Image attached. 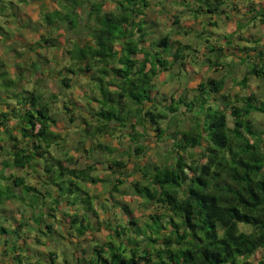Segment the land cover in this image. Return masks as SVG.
Listing matches in <instances>:
<instances>
[{"label": "trees", "instance_id": "obj_1", "mask_svg": "<svg viewBox=\"0 0 264 264\" xmlns=\"http://www.w3.org/2000/svg\"><path fill=\"white\" fill-rule=\"evenodd\" d=\"M69 1L75 3L74 9L81 6L78 0ZM149 3V0H120L116 11L102 15L99 12L100 5L93 4L88 14L98 15V18L92 24L81 23L75 19L70 21L71 27L66 30L69 32L68 45L77 37L75 28L78 26L81 30V26L85 25V29L90 32V39L80 43L77 51L74 52L73 46L67 51L75 61L86 62L88 69L100 63L99 70L105 76L101 74L95 78L96 81L100 80L95 87L101 93L100 98H95L94 101L99 105V111L95 115L99 117L98 120L103 119L102 121L116 119L124 128L131 124L128 130L123 131L129 133L132 142L130 156L138 158L134 169L140 172L141 180L134 187L144 199V206L154 211L149 214L150 221L148 218L144 220V224H139L130 204H121L128 215L127 221H117L115 226L108 223L106 229L110 232L107 240L110 241L96 242L93 247L95 259L91 264H264V130L256 129L251 118L255 111L264 113V101H258L256 92H251L248 96L236 95L233 98L226 91L224 81L217 78L200 82L193 93V102H186L189 93L179 95L176 100L174 97L169 100L168 96L158 99L160 91L152 90L153 79L163 71L171 69L174 63H182L187 55L185 52L191 45L176 42L178 45L172 47L167 34L152 43L158 48L154 52L140 47L145 34L142 26L145 20L136 19L145 14ZM195 6V16L198 18L200 14H207L210 17L208 24L214 26H218L215 22L216 16L224 14L231 20L235 17L234 11L238 10L237 4L232 0H195ZM257 6L254 0H249L246 14L250 12L255 17H260V22L264 23V5L259 8ZM64 14L66 20H69L66 12ZM174 18L177 23L178 16L174 15ZM46 21L51 25L57 23L47 18ZM197 33L202 34L200 31ZM236 34L239 33L235 31L226 36L227 45L232 44V38ZM243 38L241 35V39ZM237 49L243 62L249 59L253 64L247 74L264 77V51L250 53L255 48L249 45L238 46ZM210 50L215 51L216 48L210 47ZM168 56L171 58L168 59ZM148 62L151 64L147 70ZM214 63L219 65L216 61ZM112 75L113 79H107ZM116 76L121 79L116 80ZM248 78L247 75L242 78V86L247 85ZM111 87H116V91L112 92ZM30 94L32 99L26 96L24 100V105L30 108L25 109L24 113L15 108L0 116V126L4 129L0 140L4 135L9 144L6 145L9 158L2 161L3 169H27L22 176L11 174L9 185H0V201L5 197L10 199L13 188L19 189L22 195L37 191L39 188L28 181L27 175L29 171L38 173L41 170L40 177L44 182L57 189V193L52 195L53 208H48L46 213L53 219L46 222L48 232L55 234L58 239L61 237V240L66 235L73 238L86 237V232H93L94 229L88 212L91 211L97 217L100 214L95 208L98 196L87 192L86 196L79 197V191H84L83 182L85 186L89 182L97 184L108 181L109 192L118 195L121 193L119 186L123 184V178L116 175L127 167V162L119 156L105 161V169L110 170L112 176L115 174L113 179L108 180L94 174L98 170L95 164L78 167L74 156L58 157L53 148L64 140L63 133L67 134L70 127H66L65 131L53 130L52 127L58 125L57 119L50 114V105L40 102L33 93ZM212 94H222L224 105L215 104V108L210 106ZM68 103L71 100L64 103V110L70 115ZM193 105L195 108L199 107L200 110L197 111L202 110L205 114L198 120L201 122L198 128L194 126L196 133L186 131L180 134L174 131L176 136L169 153L175 154V159L155 164L153 168L143 165L140 159L148 144L142 140L148 136L149 126L155 133L156 141L153 143L157 144L163 141L162 137L168 132L166 122L173 120L169 119L168 111L195 114ZM181 109L184 110L180 111ZM9 117L16 120L15 126L7 127ZM68 120L72 125L75 123V118L70 117ZM144 121H149L150 125ZM82 122L86 124L82 130L87 132L91 123L86 118ZM106 124L108 123H99L97 133L115 134L109 132ZM138 126L143 128V132L138 130ZM14 129L20 132L23 145L18 143ZM190 129L193 130V127ZM99 145L98 148L107 149L109 154L115 152L103 143ZM197 147L202 153L200 159H205L203 162L195 159L194 154L189 152L190 148ZM95 149L97 148H91V151ZM37 157L44 158L46 164L34 162ZM57 168L62 176H75L76 179L71 184L77 189L65 190V187L51 180ZM5 178L7 177L4 176ZM72 191H78V194L74 199L69 196L70 200H65L64 196ZM39 192L42 193L41 190ZM64 201L74 203L75 206L83 201L86 212L57 214L63 208ZM101 201L99 204L106 210L110 204ZM117 204L114 203L113 206L117 207ZM158 210L163 212L158 213ZM117 212L114 214L117 215ZM57 217L63 222L59 226L56 225ZM16 223H19L17 227L27 224L20 221ZM158 223L161 224L159 227ZM62 225L67 229L62 228ZM153 225L157 232L141 234V240L129 235L141 233L144 226L151 230Z\"/></svg>", "mask_w": 264, "mask_h": 264}, {"label": "crops", "instance_id": "obj_2", "mask_svg": "<svg viewBox=\"0 0 264 264\" xmlns=\"http://www.w3.org/2000/svg\"><path fill=\"white\" fill-rule=\"evenodd\" d=\"M120 0H78V2L81 3L80 7H76L74 9L75 13H73L71 11V13L76 14L77 17H79V21L81 23H90V21L94 22L97 18L98 15H92L90 16L88 14V12L91 9V6L93 4H98L100 5V14H104L106 12H111V11H116L117 9V3ZM185 2H189V0H184ZM233 3L237 4L238 6V10H235V16L233 18V20L236 21V25H233L232 23H227L228 25H226V28L229 29V31H227L224 36L222 35V41L221 42H214L213 40L210 39V37L215 36L214 34H218L219 36L220 33L214 31V30H200V32L202 33L201 35L199 33H197L198 30H196V28H198L197 26H195V29L193 28L192 30H188V29H184V30H180V29H176L174 32H168L166 26L169 25V27L172 25V23L170 22H165L164 20H166V18L164 17L165 15H163L167 9V3H156L155 1L154 3L149 4L148 8L145 10V14L140 15L136 20L137 21H143L145 20V23L142 25L143 26V32H145V34L143 35V43L140 45V47H145L147 49V51H151L154 52L155 50H158L157 47L153 46L152 43L155 41H158L159 39H161L162 37H164L165 35L168 34L169 39H170V43L172 45V47H175V45L180 42L182 44H190L191 47H189L187 49V51L185 52L186 58L185 60L180 63V61L178 63H174L173 67L169 70L166 71H171L172 69H174L176 66H184L182 68L183 71L180 72V74L183 75V78H181L182 82L184 84H186V86H189L190 89L186 88V87H182L180 92L178 94H176L177 96L179 95H184L185 93H189V95L187 96V98H192V90L194 92L195 88L197 87V85L200 82H204L207 79L210 78H217V79H221L224 81L225 83V88L227 89V81H226V77L230 74V71L226 72V66L225 64H221L220 62H218V60H216V57L221 58V57H225L228 56V51L227 48H230V45H227V35H229L231 32H238L239 34L234 35V37L232 38V45H235L236 48H238V46H241L242 43L244 42L243 46H252L255 48V50L251 49L249 52L250 53H261V51H264V23L260 22V17H255L254 14H251L250 12H248L246 14V4L247 2H249V0H232ZM256 2V5H258L257 7L259 8L260 6L264 5V0L262 2V0H254ZM99 2L101 4H99ZM191 2H193L192 4L195 5V0H191ZM58 3V4H57ZM68 3H71V1L69 0H30V2L25 3L26 5L23 6L22 8L19 7V10L17 9V12H15V14L17 15L16 19H13L10 14H8V16L4 17L3 20V24L4 27H0V40H6V38H8L7 42L5 43V41L1 42L0 41V78L3 77V79H0V116L1 114L7 113V112H11L13 109H15L16 107H14L13 105H11L10 103V98H14L16 96L17 93H22L25 92L27 96H30L29 98L32 99V95L30 94L33 93L34 97L39 98V100H42V102L48 103L50 105V111H51V115H53L52 113V107H51V103L54 100H60L61 99V89H56L54 88V85H57V82L60 81L62 83V86L64 84L63 87L66 90V94H69V98L70 100H74V103L81 101V99L78 98V100L74 99V92H73V88L75 86H80L81 80L83 79H90L92 80L91 84H94L95 86V82L97 79V75L95 72V67L88 69L86 67V62H77L75 61L71 54L69 53V51H67L68 48H71V45H68L67 42V38H68V33L67 27H71L69 25L67 27H64L66 25L62 24L60 25V23H56L54 25L48 24L47 22L45 23V21L43 20V16L47 14L48 11H53V10H60L59 9V4L62 5H68ZM113 4V6L111 7V5ZM188 6V5H187ZM152 8V9H151ZM193 8H188L190 9L191 13L190 15H193ZM153 11V12H152ZM208 16L207 14H200V17H196L194 16V19H196V21L199 22H203V23H208V21H204L203 18ZM193 17V16H192ZM174 18V17H173ZM147 20V21H146ZM175 20V18H174ZM180 20V18L178 19V21ZM223 20H228L226 18V16L224 15V19ZM174 23V22H173ZM147 24L148 27H145V25ZM151 24L153 26V29H151V26L148 25ZM85 26V25H84ZM84 26H81V30L79 28V26L77 28H75L76 32H77V37L75 38L76 40H80L81 43L86 42L88 39H90V36H88L90 34V32H88ZM212 26V25H210ZM241 26H244V30H239V28ZM218 27V26H217ZM221 29V27H218ZM86 30V32L84 33L82 30ZM182 29V28H181ZM81 32H83V34H81ZM142 32V33H143ZM261 32V33H260ZM244 36L243 39H241V35ZM263 34V35H261ZM74 35V33L72 34ZM261 35V36H260ZM203 37H206L207 39L204 41L202 40ZM218 38V37H217ZM19 40L22 41L23 44V49L22 50H27L26 52L21 50V52L17 51L15 47L16 44L18 45ZM239 43L241 44H238ZM241 41V42H240ZM258 41V43H256ZM178 42V43H176ZM70 43V40H69ZM15 45V46H13ZM234 46V47H235ZM15 47V48H13ZM210 47H215L216 50L215 51H211ZM222 47V49H221ZM242 47V46H241ZM153 49V50H152ZM11 50L13 52H18L19 57H14L13 55L10 54ZM188 54H195L194 55V59H188ZM222 54V55H221ZM3 55H6L4 57H2ZM221 55V57H220ZM233 58L234 59H239L240 57L238 55H241V53L239 52H234L233 53ZM139 55H137L138 57ZM216 56V57H214ZM140 57L143 58V55H141ZM196 57V58H195ZM171 56H168V59H170ZM211 58V61L210 59ZM188 59V60H187ZM231 60H233L231 58ZM219 63V65L215 64L214 62ZM236 62V61H233ZM100 65V63H98ZM96 64V65H98ZM150 62L147 63V70L150 67ZM228 67V66H227ZM253 67V66H252ZM232 68V66H231ZM163 71L162 73H160L157 77H155L153 79V82H156V80H159L160 77L166 72ZM228 73V74H227ZM170 74V73H169ZM169 75H167L168 77ZM253 76V75H252ZM166 77V78H167ZM257 77V76H256ZM96 78V79H95ZM113 79L114 75L112 76H108L107 79ZM165 78V79H166ZM260 78V77H259ZM121 79V77H117L116 76V80ZM8 80V81H7ZM167 80V79H166ZM94 82V83H93ZM182 83V84H183ZM28 85H30L28 87ZM4 86H6V89L3 88ZM20 86H25L26 89H23L22 91L18 89V87ZM98 90V89H97ZM112 92L116 91V87H111ZM256 93H262V91H255ZM81 96L85 95L84 92H80L79 93ZM46 95V96H45ZM240 95V94H237ZM101 93L100 90L97 91V93L94 96H91L90 94H86L85 96V101L88 100L89 103L90 102H94L95 98H100ZM242 96V95H240ZM220 97H222V94H212L210 96V101L213 99L217 98L219 99ZM90 98V99H88ZM11 99V100H12ZM80 103V102H79ZM77 104V103H76ZM83 104V103H82ZM90 105L87 106V109H84L79 111L77 110V112H79L80 114V120L79 122L77 121V118L75 116V113H77L76 111L74 112L73 110L71 111V114L68 115L67 114V119L71 118H75V123H73V125L76 127H78L79 131L82 133L84 132L82 130L83 127H85V122H82L83 118H86L90 123L88 126V129H92V131L90 130V132L94 133V132H99L98 131V125L99 123H108L106 125H108V130L109 132H114L115 134H109L107 132V134L104 133H97L96 135H91L88 138H90V140L92 139L94 142H91V146L90 149H94L97 148L96 150H101L100 151V155L102 152H105L107 149H101L98 148L100 145L102 144L105 146H108L110 148H113L116 152V150H118L121 146V144H123V140L124 139H120V136L125 133V138L129 140V133L125 130H128L131 127V124H129L128 128H123L120 124L119 121L116 119H112L109 122L108 121H102V120H98V116L95 115L96 111H99V108H93V105L90 108ZM30 108V106H25V109ZM63 109H64V103H63ZM71 109V108H70ZM73 109V108H72ZM184 109H182L183 111ZM202 111V110H201ZM200 111V112H201ZM64 112H66L64 110ZM199 112V111H198ZM205 114V113H203ZM201 113L200 117H203V115ZM190 116V114H187ZM54 116V115H53ZM55 117V116H54ZM191 118V116H190ZM56 119V118H55ZM13 120V117H9V120L7 122V127H13L10 126V122ZM69 121V120H68ZM130 122V121H129ZM188 122V125H190V122ZM16 123V120H15ZM148 125H150V122L147 121L146 122ZM72 124H69V126L66 127H73ZM187 125V124H186ZM66 127H61V126H53L52 129L55 131H65ZM3 128L0 126V133L3 132ZM138 130H140L141 132H143V128L141 126H138ZM176 130V129H175ZM70 131V129H69ZM17 132H19L17 130ZM152 132H154L152 130V127L149 126L148 129V136L150 135L151 137H154V135L152 134ZM15 133V131H14ZM16 134V133H15ZM105 137L108 138L109 140L106 142H102V140L99 139V137ZM170 136H172L170 134ZM21 137V134H20ZM84 137V136H83ZM124 137V136H122ZM18 138V143H22V137ZM87 138V140H88ZM171 138V137H169ZM65 139V137H64ZM82 140H86V139H82ZM111 140L113 142H111ZM127 140V141H128ZM1 143V140H0ZM12 143V142H11ZM173 144V142H172ZM171 144V147H172ZM9 146V144H7ZM59 145V144H58ZM56 145V147L58 146ZM114 145V146H113ZM126 145V144H125ZM170 146V144H168ZM126 146H128V149L131 148L132 146V142L130 141L129 144H127ZM8 148V147H7ZM55 148V146H54ZM104 150V151H103ZM4 153L5 156H2V159H0L1 161L8 159V154L6 152H2ZM97 153V152H95ZM99 154V153H98ZM97 154V155H98ZM105 155V154H104ZM99 156V155H98ZM65 158V157H63ZM77 158V157H75ZM94 162H90L89 164H95L96 166H102L105 168V158L99 157H95L94 158ZM87 162V161H86ZM143 165H145V162H143ZM86 165V164H85ZM155 165V164H154ZM147 166V165H145ZM148 168H153V166H147ZM103 168V169H104ZM17 169L19 170L17 172ZM98 169V167H97ZM27 169H23V168H10V167H6L5 168V173L6 175L10 176L11 174H15L17 176H22L23 174H25ZM30 172V171H29ZM29 181V180H28ZM31 182V181H29ZM35 181H32V183H34ZM38 183H40V186L38 188H40L41 192H51L53 195H55L57 193V189L56 187H54L51 184H47L44 182V180L40 177V180H38ZM90 183V182H89ZM98 184V183H97ZM87 187L86 190L87 191H79V197L81 198V196H86L87 192L90 193L92 196H98L97 199V203L95 205V208L97 210V212L100 214V216H94L91 214V211L88 212V215L91 219V221L93 222V232H86L85 236L86 237H71L69 236L72 240H67V238L62 237V240H67V242H70L73 249H69L68 248V254L67 255H63V256H59V254H57V251H50L48 253H44L42 256H40L39 261H41L39 264H91V262L94 261V253H93V247L96 244V242H102V243H106L110 240H107L108 237V233L110 231H108V229H106V226L108 225V223H112V220H110V216H106L109 213H115V211L117 212V214H119L120 212H123V218H120V216H115V218H117L119 220V222H123V220L126 222L127 221V215H125V212L122 208V205L118 204V207H114V203L112 202L110 206L106 207H102L101 204H99L101 201V199L99 197L98 193H92L91 189H89L88 183H86ZM18 190L19 193H21V191L19 189ZM121 193L122 190H121ZM120 193V194H121ZM118 194V198L119 195ZM115 195V194H114ZM80 202V208L78 206H75L74 203H70V202H66L64 201L63 204V208L61 210H58L59 215H64L65 213L67 214H71V213H81L84 214L85 211V207H84V203H82L83 201H79ZM123 202V201H121ZM126 204V202H125ZM129 204V203H128ZM131 206V205H130ZM131 210L133 212H135L136 215H138V210H136L134 207L131 206ZM61 217V216H59ZM59 217H57V221H56V225L59 226L60 224H62L63 222L59 221ZM18 219V218H17ZM69 217L67 218V221L69 222ZM18 222L20 220H17ZM16 220L13 221L16 224V228L17 225L19 223ZM111 221V222H110ZM22 222V221H21ZM27 225H29V228H33V226L35 225L33 222L30 223L27 222ZM114 225V224H113ZM37 230L40 231L42 230V228L45 227V229H47V225L43 226L42 224H40L39 228L37 227V225H35ZM62 228L67 229L66 226L62 225ZM115 226V225H114ZM0 227H4L5 229H10L13 228V225L10 226L8 222L4 223L3 225H1ZM23 228V227H22ZM40 233V232H39ZM4 236V235H2ZM1 236V237H2ZM26 236V234H25ZM37 236L35 233L30 234L29 236H26V240H23L20 238V236L17 237V243H18V247H12L11 251H9L8 249V243L10 242L8 238H3V242L2 240H0V264H28L26 261L27 259L23 256L22 253H20V248L23 244H30L29 246L32 247V249L30 251L33 250V246L35 244L33 243H37ZM30 238V239H29ZM1 239V238H0ZM32 239V240H31ZM58 239V238H56ZM55 239V240H56ZM61 239V237H60ZM97 239V240H94ZM98 239H104V240H98ZM40 240V239H39ZM51 241V240H50ZM53 241V240H52ZM12 245H14V240H12ZM41 243V241H40ZM119 243H122V240H119ZM38 244V243H37ZM11 245V246H12ZM16 245V244H15ZM54 252V253H51ZM28 254H30L28 252Z\"/></svg>", "mask_w": 264, "mask_h": 264}, {"label": "rangeland", "instance_id": "obj_3", "mask_svg": "<svg viewBox=\"0 0 264 264\" xmlns=\"http://www.w3.org/2000/svg\"><path fill=\"white\" fill-rule=\"evenodd\" d=\"M149 1H150L149 4L154 3V1H155V4L156 3L157 4L158 3H167V9L168 10H166V12L163 15H165L164 17L166 18V20H164L165 22L172 23V25L170 27H169V25L166 26L167 31L169 30L168 32H171V31L174 32L176 29L192 30L193 28L195 29V26L198 27V28H196V30H198V31H200L201 29L205 30V31L211 29V30H214V31L220 33L221 36H219L218 34L215 33L214 34L215 36L210 37L211 40H213L214 42L216 41V43H218V42L222 41V35L224 36V34L227 31H229V29L226 28V25H228L227 23H232L233 25L237 24L236 21L233 19L223 20L224 14L215 17V22H217L218 27H221V29L218 28L217 26H214V25L210 26L208 23L196 21V19H194V16L197 14L195 12H193V15H190L191 11H190V9H188V8L196 7L194 4H192L193 2H191V0H189V2H185L184 0H149ZM28 2H30V0H0V27H4V24H3L4 17H6V16H8V14H10V16L13 19H16L17 15L15 14V12H17V9L19 10V7L22 8L23 6L26 5L25 3L28 4ZM262 2H263V0H262ZM74 4L75 3L73 1H71V3H68V5L59 4L58 6H59L60 10L48 11L47 14L43 16V20L46 23L47 22L46 18H47L51 21H54L57 23L59 22L60 24L62 23L64 25L68 26L71 20H75V19L79 20V17H77L76 14H73V13H75ZM99 4H101V3L99 2ZM112 6H113V4L111 5V7ZM71 11L73 13H71ZM65 12H66V14H67L66 16L69 18V20L68 19L66 20L65 14H64ZM174 15H177L178 19L180 18L179 21L177 20V23H176V21H174V18H173ZM208 19H210V17H208V16L203 18L204 21H208ZM92 23H93V21L92 22L90 21V24H92ZM71 24L72 23H70L69 26H71ZM148 25L151 26L150 30H152L153 26L151 24H148ZM92 27H93V25H92ZM145 27H148L147 24L145 25ZM67 29H68V27H67ZM239 30L245 31L244 26H241L239 28ZM82 31L84 33L86 32L85 29ZM261 35H263V34H261ZM263 38H264V36H263ZM206 39H207L206 37L202 38V40H204V41ZM2 40H0V41L1 42L5 41V43H6L8 38H6V40H3V41ZM217 40H218V42H217ZM19 42H21V43H18V45L16 44V46L15 45H13V46L18 47V48H16V50L21 52V50L23 49V44H22L21 40H19ZM74 43H76L77 46ZM80 43H81L80 40H76V39L70 43L71 47L73 46V48H74L73 49L74 52L79 49ZM238 44H241V43H239V41H238ZM243 44H244V42L242 43L241 46H243ZM231 45H230V48L228 47L226 50V51H228V54H229L228 56H226L227 58H225L224 56L221 57V55H220L221 58L214 56V57H216V60H218V62H220L221 64L222 63L225 64L226 72L230 71V74L226 77V81H227L226 91L231 96H233V98H235V96L237 94H240L242 96H248L251 92L262 91V93H257L259 96V97H257V99H258V101L260 99V102L261 101L263 102L264 101V77L259 78V77H256L255 75H253V76L248 75L247 71L250 70L253 66V64L251 63V60L247 59L246 61L243 62L242 58H240V60L238 58L234 59L233 56H235V55H233V53L236 51L240 53V51L236 48L235 45H233V46H231ZM15 47H13V48H15ZM23 51L26 52L27 50L25 49V50H22V52ZM10 54L13 55L14 57H19L18 52H13L11 50ZM194 55L195 54H193V55L188 54L187 58L188 59L189 58L194 59ZM4 56H6V55H3L2 57H4ZM238 56H241V55H238ZM231 58L233 60H231ZM233 61H236V62H233ZM231 66H232V68H231ZM182 67H184V66H182V65L178 66V67L176 66L171 71H166L160 77L159 80H156V82H153L154 83V89L152 87V90L160 91V94L158 95L159 96L158 99H162L164 96H168V97H170L169 100H171L173 97L176 100L178 98V96L176 94H178L180 92L182 87H186V88L190 89V87L186 86V84H184L181 80V78H183V75L180 74V72L183 71L182 69H184ZM99 69H101V66L98 64L95 67L96 75L99 76L102 74L101 76H103L104 75L103 72H101ZM167 75H169V76L167 77ZM245 75H247L249 78L247 79V85L242 86L241 80ZM0 79H3V77H1ZM91 82H92V80H90V79H84V80L82 79L80 86H75L72 89L74 92V96H75L74 99L75 100H78V98L81 99V101H79L80 103L76 102L77 104L74 103V100H71V103H68L69 107L74 112L75 111L77 112V110L81 111V110H83V108L87 109V106H89V104H91L90 108L92 105H93V108H99V105L97 103H95V102L89 103L88 100L85 101L86 94H90L91 96H94L98 91L97 88L94 86V84H91ZM97 82L100 83V80L96 81L95 83H97ZM29 86L30 85H28V87ZM3 88L6 89V86H4ZM54 88L61 89V99L52 101V103H51L52 113L55 116V118L57 119V125H59L63 128V127L69 126V124H71L68 121L67 114H66V112H64V109H63V103L69 102L70 98H69V94H66L67 89H65L62 86V83L60 81L57 82V85H54ZM0 89H1V87H0ZM18 89L22 91L23 89H26V88H25V86H20V87H18ZM80 92H84L85 95L81 96L79 94ZM193 93H194V91L192 90V95H193ZM26 96L27 95L25 92L17 93L13 99L10 98L11 105L16 107L18 109V111L24 113V111H25L24 107L26 105V104L24 105V103H25L24 100H25ZM88 99H90V98H88ZM223 99H224L223 96L220 97L219 99L217 98V100L213 99V100L209 101L210 102L209 105L212 106L213 108H215L216 107L215 104H222ZM190 101L193 102L194 98H187L186 99V102H190ZM40 102H42V100H40ZM184 105H185V103H184ZM222 105H224V103ZM193 107H194V105L192 106V108ZM195 109H196L194 111L195 114H192V113L190 114L191 118L187 114H177V113H171L168 111L169 119L173 118V120L168 122V123L166 122V127H167L168 132H166L163 137L160 136V137L164 138L163 141H160L161 143L160 142H158L157 144H155L156 142L153 143L154 141H156V139H155V137H150V136L149 137L147 136V137H145V139L142 140L143 143L148 144L146 146V150L144 151V153L140 159L143 162H145V165L152 167V166H154V164L164 163L166 160L171 162L175 159V154L169 153L170 148H171V144L174 141V138L176 136L174 131H178V132H180V134H182L183 132H186V131H191V133L197 132L195 127L198 128V124L201 123V122H198V120L203 118L200 116H201V113L203 114L204 111L198 112L197 110H200L199 107L195 108ZM180 111H182V109ZM75 116L77 118L76 122H79V120H80L79 112L75 113ZM251 118L253 120V124H254L256 129H258L259 131L264 130V113H262L260 111H255L252 113ZM187 121L190 122V125H188ZM144 123L146 124V121H144ZM10 124H11L10 126H15V124H16L15 119H13L10 122ZM176 126L178 128H176ZM192 127H193V130L190 129ZM199 129L201 130V127ZM90 130L92 131V129L90 128L87 132L84 130V132L81 133L77 126L76 127L73 126L72 128H70V131L67 134L63 133V134H65L64 135L65 139L62 140L57 147L55 146V148H53L54 153L58 157H69V156L77 157L76 158L77 159L76 165L78 167H84L85 164H89L90 162H94V160H95L94 158L99 157V156L101 157V159L105 158L106 159L105 161H107L109 158L118 157V156L121 159H124L127 162V167L123 170L121 169L120 171L122 173L119 172V174L117 173V175H116V176L119 175L121 178H123V184H121L119 186V188L122 190L123 193H121L119 195V198H118V195L116 193H114L115 194L114 195V194L109 192L110 184L108 181L107 182H100L98 184H93L90 182V183H88L89 189H91L92 193H98L99 196H101L99 198L101 200H103L104 202H108L110 205L114 201L116 204H117V202H119L118 204H120V205L121 204L125 205V202L129 203L132 207H134L136 210H138L137 211L138 212L137 220H138L139 224L140 223L144 224V220L148 219V218H149L148 221H150L151 217H149V214L153 213L154 211L152 208L148 209L147 207L144 206L145 205L144 199L136 192L135 187H134L135 186L134 184H136V182L141 180V174L139 171L134 169L135 163L137 162L138 158H136L134 155L130 156V149H128V146H126L127 144H129L130 138H129V140L126 139L125 133H123L122 135L124 137H122V135L120 136V139H124L123 144H121L120 148L118 150H116V152L109 154L108 151H105V152H102L100 155V151H101L100 149L99 150L95 149V151H93V152L90 149V146L92 144L91 142H94L92 139L90 140V138H88L92 134V133H90ZM152 130H153V128H152ZM14 131L16 133V136L21 138L20 132H17V129H14ZM2 134H4V132H2ZM152 134L155 135L154 132H152ZM170 134L172 136H170ZM0 136H1V133H0ZM3 136L1 137L0 145H2V146L4 145V146L0 147V159H2V156L6 155V154L4 155V153H2V152L7 151V148H6L7 142ZM169 137H171V138H169ZM87 138H88V140H87ZM82 139H86V140H82ZM99 139L102 140V142H106L109 140L108 138L101 137V136L99 137ZM111 142H113V141L111 140ZM168 144H170V146ZM95 152H97V153H95ZM189 152L193 153L194 154L193 157L195 159H199L200 162H203L205 160L204 158L200 159L202 153L198 147L197 148H190ZM34 162H36L38 164H41L42 162H44L46 164V162L44 161V158L41 159L39 157H37ZM2 163L3 162L0 160V185L6 186V185L10 184L11 178L8 175L4 174L5 169H3ZM97 167H98V170L96 172H94V174L98 175L99 177H101L103 179L107 178L108 180H110V178L113 179V177H115V174L112 176L110 170H106L103 167V165L102 166L97 165ZM18 171L19 170L17 169V172ZM39 172L37 173V171H36V173H37V175H36V173L31 171L27 175V179L31 182L35 181L34 185L37 187L40 186V183H38V180H40L41 170ZM43 173L45 174L44 171H43ZM4 176H6L7 178L4 179ZM73 179H76L75 176H71L69 174L62 176L60 174V170H58V168L56 169V173L52 174V178H51L52 181H55L61 187H65L66 188L65 190L77 189V188H75L74 185L71 184ZM84 183L85 182H83V184H82L83 190L87 191L86 190L87 185L84 186ZM80 185H81V183H80ZM39 190H40V188L37 189V191L31 192V194L26 193V194L22 195V193H19L18 190L13 188V190L11 191V194H10V199H7V197H5L4 200L2 199L0 201L1 202L0 203V226L6 222H8L10 226L13 225V228H10V229H5V228L0 229V238H1L0 240H2V242H3V238L6 237L10 241L8 243L9 251H11L13 246L18 247V243L16 241L18 236H20L21 239L26 240V236H29L32 233H35L36 235H38L37 236V241H38L37 243L38 244L33 243L35 245L33 246L32 251H30L32 249V247L29 246L30 244H23L20 248V253H22L23 256L27 259L26 262L28 264H39L41 262V261H39L40 256H42L44 253L50 252L51 250L57 251V254H59V256L61 257L64 254L65 255L68 254V248L70 250L73 249L71 243L67 242V240H72L69 236L66 235L67 240H61V239H56L57 236H55V234L49 233L48 230L45 229V227L42 228L41 231H40V229H39V231L37 230L35 225H37V227L39 228L40 224L45 226L47 224L46 222L53 220V219H51L52 217L51 216L48 217V215L46 213L48 212L47 211L48 208L49 209L53 208V204H54L53 203L54 197H52L53 194L51 192L48 191L47 193L44 192V193L40 194ZM77 194H78V191L77 192L72 191V192L67 193L64 196V198H65V200H70L69 196H71L74 199V197ZM121 201H123V202H121ZM158 211H159L158 213L163 212V210H158ZM32 214H33V216H32ZM123 214H124L123 212H120L117 215H115L113 213H109L106 216H110V220H112L113 224L115 225V223L119 220L116 219L114 217V215L120 216V218H123ZM125 215H126V213H125ZM127 217H128V215H127ZM14 220H20V223H21V221L25 222V223L30 221V223L33 222L35 225L33 226L32 229L29 228V225H27V224H25V226H23V228L19 227V226L16 228V224L13 222ZM155 225H153L151 227L152 228L151 230L148 229V226H144L143 230L141 229V233H130L129 235L137 238L138 240H141L142 238L139 237V235L148 234V233L150 234L151 231H153L154 233L157 232ZM160 225L161 224L158 223L157 226L159 227ZM25 234H26V236H25ZM2 235H4L5 237ZM12 240H14V245H12V243H13ZM127 240H128V238H126V241ZM40 241H41V243H40ZM132 241L135 242L136 240H132ZM126 246H127V244L124 245V247H126ZM28 252L30 254H28Z\"/></svg>", "mask_w": 264, "mask_h": 264}]
</instances>
